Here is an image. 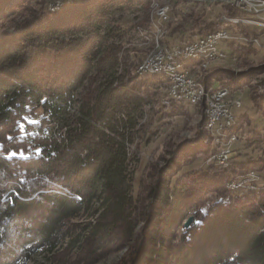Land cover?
Wrapping results in <instances>:
<instances>
[{"label":"trees","instance_id":"1","mask_svg":"<svg viewBox=\"0 0 264 264\" xmlns=\"http://www.w3.org/2000/svg\"><path fill=\"white\" fill-rule=\"evenodd\" d=\"M28 1L0 0V11L23 10L15 32L26 40L20 46L11 36L0 44V264H21L41 247L55 248L65 223L94 201H99L98 216L83 241L90 263L112 251L110 245L101 249L105 241L117 249L133 240L117 264H264V192L239 198L225 187L249 171L264 170V148L245 162H238L232 151L226 168L214 165L174 179L184 165L212 151L202 130L175 151L165 148L159 156L162 167L147 162L134 192L127 143L142 108L156 98L157 115L172 123L183 118L179 109L190 105L163 109L159 98L165 97L167 81L159 76L135 82L133 63L140 54L127 53L119 62L125 32L109 18L126 2L82 0L54 15L45 9L38 16L22 4ZM186 1L190 5L195 0ZM242 13L227 4L216 15L230 19L242 18ZM186 14L183 25L165 30L166 46L234 28L211 14ZM149 19L144 23L151 31ZM237 29L249 37L264 36L261 29ZM73 31L76 38L69 34ZM227 47L231 55L254 64L249 58L256 54L255 46L229 42ZM260 72L264 62L241 73L210 67L204 78L207 85L236 92ZM251 99L264 116L259 98ZM73 106L70 123L43 129ZM195 108L202 112L203 105ZM37 109L44 114L40 126L25 119ZM246 141L264 144L255 138ZM28 148L35 150L32 156L25 154ZM189 216L191 225L182 227Z\"/></svg>","mask_w":264,"mask_h":264},{"label":"rangeland","instance_id":"2","mask_svg":"<svg viewBox=\"0 0 264 264\" xmlns=\"http://www.w3.org/2000/svg\"><path fill=\"white\" fill-rule=\"evenodd\" d=\"M54 0H29L27 3H22L25 5V8L28 6L35 14H40L47 9L48 5ZM78 1L73 2L75 4ZM84 1V0H83ZM109 0H106L107 4ZM124 3V7L120 5V7L113 11V15L109 18L113 20L112 26H121V30L125 32V38L122 41V45L119 46L118 59L119 62H123L127 53L140 54V57L136 58V62L134 64L133 74H135L136 81L141 79L150 78L151 76L148 74H144L143 76H139L136 74L135 68H138L139 64L146 59L150 52L158 46L157 50H165L170 48L166 46L162 42L163 35L166 30V24H180L182 23V12H187L186 15H210L213 19H218L221 16H217V12L221 10V6L230 4L229 0H195L192 4H187L186 0H159L157 3H152L151 0H122ZM231 1V0H230ZM111 3V2H110ZM154 5H152V4ZM20 4V5H22ZM72 4V5H73ZM156 4V5H155ZM169 9L172 8L170 12V17H168V21L164 24L159 25L157 27L160 32L158 34L152 30L155 26H158L156 21H151V26H153L150 30H148V36H143L141 32H139L140 28L145 27L146 23H144L147 18L156 19L157 10L162 7H167ZM186 6V7H185ZM157 10H156V9ZM22 9L14 8L13 10L2 9L0 12V44L8 41L6 38L15 37L16 36V44L20 46H25L26 40H19L18 36L20 34L16 33V28L22 22L24 16L21 14ZM156 11V12H155ZM49 12V10H48ZM51 12V11H50ZM49 12V13H50ZM61 11L52 12V15L59 13ZM215 12V14L213 13ZM51 14V13H50ZM155 15V16H154ZM264 17V13L261 15ZM227 19V18H226ZM231 19V18H230ZM224 22V21H223ZM146 28V27H145ZM232 30V29H231ZM264 30V29H263ZM233 31H237V27L233 28ZM153 32V33H152ZM161 33V34H160ZM71 37L76 38V34L74 31ZM154 34V35H153ZM70 35H62L65 39L70 38ZM156 35V36H155ZM79 36V35H77ZM260 41L263 44L261 47H256V54L254 56H250L249 60L253 61L254 64L245 63V59L242 57L238 59L237 53L233 54L234 59L230 57H223L222 59H218V66L216 68H221L222 70H229L233 73H241L243 71L248 70L250 66L257 67L264 62V36L260 37ZM157 44V45H156ZM168 47V48H167ZM165 48V49H164ZM218 51H224L225 53H229V49L222 44H218L216 47ZM235 51V50H233ZM231 53V52H230ZM236 56V58H235ZM141 59V60H140ZM248 60V59H246ZM256 61H258L256 63ZM262 62V63H260ZM249 66V67H248ZM191 67V66H190ZM210 67H214V62L209 64L206 69H193L191 72L192 77L195 80L201 81L205 86L204 71L209 69ZM121 68V66H119ZM190 69V68H189ZM199 70V71H198ZM261 73V72H260ZM195 75V76H194ZM137 76V77H136ZM199 76V77H198ZM217 77V76H216ZM163 78V77H161ZM197 78V79H196ZM203 78V80H200ZM213 78V77H212ZM164 79V78H163ZM214 79V78H213ZM168 83V82H167ZM219 88H227L230 95H234L235 99L241 101V106L236 108H231V114L233 115L235 123V127L229 133L230 137L238 136V140L233 144L232 151H235L236 160L238 162L248 161L250 158L255 159L259 154V148L263 147L264 144H255V145H245L248 143L246 141L247 138H255L256 140L264 141V116L261 114V111H258L254 106L251 96H257L259 98V103L262 105V111L264 110V73L256 75L254 79L248 83L247 85H242L236 92H232V90L228 87H218ZM249 91H252L250 94ZM165 98V97H164ZM161 97L159 98V103L161 106ZM156 98H153L150 104L145 105L141 110V116L138 118V124L133 129L129 130L131 134L130 140L127 143V158H128V170L134 167L133 174V190L137 191L139 186L140 176L146 174L147 167L149 163H153L156 166L162 167L164 165L163 161L159 160V156H163L165 148H168L169 151H175L178 146L181 144H187L196 135L202 133L204 131L205 125H202L203 117L205 119V102L199 103V105H191L187 108L179 109V111L184 115L182 117H176L172 123L161 119L159 115H157L156 110L160 107L158 101L156 103ZM184 104V103H182ZM203 105L202 112L198 110V108ZM168 109V108H166ZM75 111V106L68 109L66 114L62 115L61 120H57L56 123H49L43 126V129H54L57 127H63L66 123H70L73 119ZM165 112H168L166 110ZM43 112L41 110H36L32 116L26 117V122H34L37 126H40V119L43 116ZM237 121H241L238 125V130H235ZM206 123V120H205ZM204 123V124H205ZM234 130V131H233ZM257 131L259 136H255ZM32 132V131H31ZM205 132V131H204ZM206 134V133H205ZM232 141V140H225ZM212 151L215 152L216 149ZM215 150V151H214ZM37 151V150H36ZM211 152L206 155H201L197 159H195L192 163L184 165L175 175L174 179L185 175L189 172L204 169L206 167H211L214 165H208L206 160L209 158ZM35 153L34 149L28 148L26 150L27 156H32ZM17 155H23L22 153H18ZM262 156V160L264 161V150L260 153ZM138 159V163H137ZM149 162V163H147ZM137 163V164H136ZM252 172H254L258 178L257 184L256 179H251L254 181L252 184L257 190L255 192L260 193L264 192V170L259 172L249 171L244 177L252 178ZM250 176V177H249ZM243 177V178H244ZM240 178V177H239ZM226 187V184H225ZM227 188V187H226ZM253 191H248L243 193L242 195L239 193H234L233 197L242 198L246 196L248 193ZM214 201H217L216 197H211ZM153 201V200H152ZM99 207V201L92 202L86 209L80 212L76 217L67 221L62 229V239L56 245L55 248L49 249L47 247L39 248L34 254L31 255L30 258L26 259L21 264H117L120 263L122 257L126 253L128 246L132 244L133 240H130L125 247L119 248L112 245L113 242L108 243L105 241L101 245V249L109 246L110 251L107 255L100 257L97 261L90 263L87 260V257L84 255L86 249L83 246L84 240L88 236L89 228L94 226L95 219L97 218L96 211ZM207 207V205H206ZM205 209V207L203 208ZM193 217V216H189ZM188 217V218H189ZM187 218V219H188ZM186 219V220H187ZM185 220V221H186ZM184 221V222H185ZM184 224V223H183ZM142 226L139 225V227ZM139 227L137 229H139ZM183 227V226H182ZM180 230V234L183 231ZM108 243V245H107ZM100 250V249H99Z\"/></svg>","mask_w":264,"mask_h":264},{"label":"built area","instance_id":"3","mask_svg":"<svg viewBox=\"0 0 264 264\" xmlns=\"http://www.w3.org/2000/svg\"><path fill=\"white\" fill-rule=\"evenodd\" d=\"M62 1H73V0H62ZM153 3H157L159 0H152ZM59 4H49L48 8ZM237 9L245 10L248 12V16H253V24H245L249 28H257L263 30L264 17L261 15L264 13V0H237ZM171 9H165L163 11H158L156 19H149L150 21H156L159 25L160 23H165V15H170ZM226 18L222 16L221 19ZM236 19V18H234ZM243 23V19H239ZM139 32L143 36H148V29L145 27L140 28ZM232 35H239L240 42L244 44H250L255 47H261L263 44L258 37H249L237 31H232L231 29H219L213 32H207L206 34L195 37L193 40L182 44L180 46H171L167 54L158 60L149 61L147 63L139 64V74L141 70H148L151 72L156 69H169L172 70V77L174 79L173 89H165V99H163V109L170 108V98H182L184 99V104L190 105L191 94H198L200 98H205V110L206 107H213V112L215 113V122L211 129V133H218V141L213 145V149H219V156H209L206 163H215V167L226 168L229 164L230 156L232 154L233 144L238 140V136H235L229 144L221 143V134L225 130V126L231 119H234L231 114L232 107H240L241 101L235 99L234 95H226L218 90V86L207 85L205 82V87H198V82L191 81V72L194 67H199L198 64L190 67V69L177 68V66H168V58H174L175 55H181L184 51H190L194 47H205L206 41L216 40L220 41V44L227 46L229 42H232ZM209 53H213V60L209 62H214V67L218 66V59L221 57H230L234 59V55L225 53L224 51H218L217 49H207ZM173 70H180V77H173ZM203 80V78H201ZM181 88H189V95H181ZM236 179V178H234ZM256 179V184L258 178L254 172H252V178ZM241 189H245L241 187Z\"/></svg>","mask_w":264,"mask_h":264},{"label":"bare ground","instance_id":"4","mask_svg":"<svg viewBox=\"0 0 264 264\" xmlns=\"http://www.w3.org/2000/svg\"><path fill=\"white\" fill-rule=\"evenodd\" d=\"M74 1H76V0H73V1L54 0L50 4H54V3H59V4L52 6V8H48V10H49V12L51 11L50 13H52L53 11L54 12L61 11L65 8H67L68 6H70L71 4H73ZM151 2L153 3L152 0H151ZM229 2H230L231 7H234L237 9V0H231V1L229 0ZM152 5H154V4H152ZM165 9H169L168 6L159 8V10L156 9L157 10L156 14H158V11H163ZM240 11L244 13V16L242 18H236V19H234V18H231V19L223 18V21L229 23L234 28L238 27V26H245L246 27L245 24H253V16H248V12L245 10H239V12ZM155 17L157 18V16H155ZM168 17H170V16L165 15V22L168 21ZM239 19H243V23L240 22ZM161 24H164V23H161ZM159 25L155 26V22H154V29L155 30H152L153 28L151 30L153 32L155 31L158 34V32H160V30L157 28V27H159ZM151 27H153V26H151ZM263 29H264V23H263ZM232 42H236V43L240 42V36L239 35H232ZM219 43H220V41L208 40V41H206V48L207 49H216V47L218 46ZM240 43L244 44V42H240ZM206 48L205 47H194V48H191L190 51H184V53L181 55H175L174 58H168V66H177V68L189 69L190 66L192 67V66L198 64L199 67H194L193 69H200V71H201V69H206L209 64L213 63V62H209V60H213V53H209L208 50H206ZM157 49H158V46H156L150 52L149 56L146 59H144V61H142V63H147L149 61L158 60L159 58H162V57H164L165 54H167V49H165V48H164L165 50H160V49L157 50ZM222 58L223 57H221L219 59H222ZM136 69H137L136 74H139V66ZM144 74H148L150 76L163 77L168 82L166 89H173L174 79L171 78L172 77V70L156 69V70H152L151 72H148V70H141V74L139 76H143ZM192 76L193 75H191V81L192 82H198V87H205L202 83H200L201 81H197L198 80L197 78H196L197 80H195L194 77H192ZM173 77H180V70H173ZM218 90H219V92L226 94V95H230V93H231V92L229 93L227 88H219ZM181 95H189V88H181ZM163 99H165V98L160 99L162 105H163ZM201 102H205V98H200V95H198V94H191V97H190V104L191 105L192 104L193 105H199V103H201ZM182 103H184V99H182V98H170V106L173 104H182ZM205 114H206L205 115L206 123L204 124L205 125L204 131L207 134V137L211 140L210 142L211 143L213 142V144L215 145V143L218 141V133H211V129H212L213 124L215 122V113L213 112V107H206ZM234 120L232 121V119H231V121H229L227 123V125L225 126V130L221 134V143L222 144H229L230 141H225V140L234 139V137L229 138L230 137L229 133H231L232 132L231 130L233 129V127H235L234 126L235 125ZM206 141H207V139H206ZM210 156H219V149H216L215 152H211ZM208 165H215V163H208ZM243 177L244 176L239 178V176H238V178H236V179H231V180L227 181V183H226L227 189L232 193H239L241 195L245 192H248V191L255 192V190H257L258 188L253 186V184H252L254 182V181H252L253 179L251 180L246 176L244 178ZM244 186H245V189H241V187H244Z\"/></svg>","mask_w":264,"mask_h":264},{"label":"water","instance_id":"5","mask_svg":"<svg viewBox=\"0 0 264 264\" xmlns=\"http://www.w3.org/2000/svg\"><path fill=\"white\" fill-rule=\"evenodd\" d=\"M192 221H193V217H189V218L184 222L183 227H184V228H188V227L191 225Z\"/></svg>","mask_w":264,"mask_h":264},{"label":"crops","instance_id":"6","mask_svg":"<svg viewBox=\"0 0 264 264\" xmlns=\"http://www.w3.org/2000/svg\"><path fill=\"white\" fill-rule=\"evenodd\" d=\"M186 7V6H185ZM185 13H187V12H182V14L184 15ZM182 23L184 24V20L182 19ZM169 25H171V27L172 26H174L175 24H169ZM168 28V25H166V29ZM185 34L187 33V32H184ZM225 47H227V46H225ZM228 48V47H227ZM229 49V48H228ZM229 52H230V49H229Z\"/></svg>","mask_w":264,"mask_h":264}]
</instances>
